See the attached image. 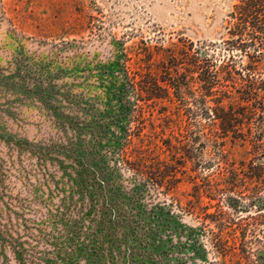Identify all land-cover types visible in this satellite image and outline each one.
I'll return each mask as SVG.
<instances>
[{"label": "rangeland", "instance_id": "rangeland-1", "mask_svg": "<svg viewBox=\"0 0 264 264\" xmlns=\"http://www.w3.org/2000/svg\"><path fill=\"white\" fill-rule=\"evenodd\" d=\"M240 1L0 0V264H74L78 239L90 243L92 231L75 193L76 159L91 154L93 165H115L106 158L129 129L131 151L177 167L181 182L171 196L186 209L152 189L146 203L164 223L152 245L131 253L147 264H264V220L254 219L264 211V188L255 202L233 193L212 200L204 190L221 159L217 146L191 141L198 131L189 124L207 121L198 95L190 91L180 103L172 91L173 101L139 103L138 114L122 75L127 66L159 77L166 51L181 42L228 40ZM210 55L218 67L229 59L220 49ZM234 57L240 65L241 54ZM222 82L215 91L238 95ZM218 141L231 162L248 165V144ZM126 177H118L123 189Z\"/></svg>", "mask_w": 264, "mask_h": 264}, {"label": "trees", "instance_id": "trees-1", "mask_svg": "<svg viewBox=\"0 0 264 264\" xmlns=\"http://www.w3.org/2000/svg\"><path fill=\"white\" fill-rule=\"evenodd\" d=\"M227 34L229 39L220 44L181 42V46L167 50L159 77L152 72L133 73L124 66L123 82L125 94L131 93L136 101L138 114L143 109L139 103L173 101L172 91L180 103L190 91L198 95L207 121L203 123L200 118L189 124V129L198 131L196 138L190 136L191 141L199 140L208 148L217 146L221 159L218 171L204 188L206 194L215 200L218 195L233 193L255 202L264 188V0H242L235 5ZM219 49L229 54L228 61L220 67L210 55L211 51ZM235 51L243 59L240 65L235 60ZM223 80L233 84L237 96L233 91H215L224 86ZM207 97H213L214 106H209ZM127 136L123 146L106 158L108 162L115 161L113 166L93 165L91 154L76 159L75 193L81 197L82 209L92 226L90 243L87 240L81 243L80 239L76 243L80 253L86 252L88 256L86 264H147L130 250L136 246L144 250L152 245L153 237L161 228L159 223H164L155 211L158 207H148L154 202L146 203L153 197L152 189L159 193L165 190L171 204L181 211L186 210L171 196L181 182L177 167L150 158L144 151H131V129ZM219 138H230L233 144L241 141L246 149L248 144L247 153L252 156L248 165L245 161L239 162V166L231 162L225 143L219 142ZM181 149L184 158L193 159V148L184 142ZM122 173L128 175L124 189L118 178ZM142 206L146 209L143 213L140 212ZM218 213L222 217L226 215L221 210ZM158 216L159 222H156ZM254 219L263 221L264 211H259ZM80 220L81 226H86L85 218ZM154 222L158 224L153 225ZM80 253H74L77 256L74 264H81Z\"/></svg>", "mask_w": 264, "mask_h": 264}]
</instances>
